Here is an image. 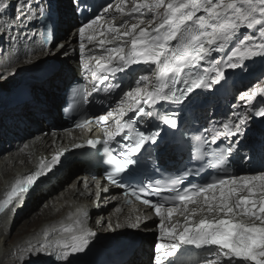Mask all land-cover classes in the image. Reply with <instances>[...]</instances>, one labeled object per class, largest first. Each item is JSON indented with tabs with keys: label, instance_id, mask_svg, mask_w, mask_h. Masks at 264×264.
<instances>
[{
	"label": "snow or ice",
	"instance_id": "1",
	"mask_svg": "<svg viewBox=\"0 0 264 264\" xmlns=\"http://www.w3.org/2000/svg\"><path fill=\"white\" fill-rule=\"evenodd\" d=\"M127 3L128 0H119L115 11L124 13ZM133 4L132 9L125 15L131 17L133 13H139L143 16L145 13L141 10H146L151 14L147 21L148 26L140 27L145 24L144 19L131 24L130 29L126 22H122L120 26L110 23L106 31L114 35L110 40H101V46L114 44L124 37L127 39H124L122 44L105 49L107 56H84L85 40L91 43L96 38L93 25H98L101 16L84 23L76 33L80 42L79 51L83 69L95 80L108 79L107 75L98 76V72L110 73L114 76L118 72H126L133 65L144 64L151 69V76L140 75L134 78L135 86L123 92V98L115 109L104 115L84 119L77 124V127L85 128L95 120L105 126V138L90 139L87 144L93 148L101 146L103 152L108 155L106 162L113 167L106 173V179L112 184L119 182L118 177L121 173L138 164L146 145L157 144L161 133L160 124L170 130L179 128V112H161L157 105L193 104L196 101L193 93L197 89H210L214 84H219L225 79V67L243 69L245 60L252 57L264 58V0H133ZM7 7L9 5L0 4V11H6ZM37 7L41 8L43 13L42 7L40 5ZM111 7L109 5V8ZM31 8L30 0H18L16 19L21 23L25 20L31 23L36 18ZM109 8H105L104 11L108 12ZM120 27L127 30L121 33ZM241 29H251L254 32L242 33ZM90 32L93 34H89ZM104 34L103 31L100 32V35ZM214 52L224 53L225 56L216 59L212 56ZM92 61H95L94 66L91 64ZM202 62H207L210 67L202 69ZM209 73L215 75L210 76ZM180 84L184 87H176ZM262 85L264 80L255 84L249 91L241 93L240 100L246 98L248 103H252L259 95L261 103H264ZM113 87L119 85H110L104 90L110 91ZM95 90L99 91V89ZM76 95L81 97L80 103L87 104L91 93L86 87H81L76 89ZM129 112H132L133 116L125 120L124 117ZM255 115L264 117V108H260ZM110 119L111 124H109ZM247 119V116H244L235 125L231 122L224 123L225 131L213 137L212 143H215L220 136H243L242 126L247 123ZM141 121H144L148 127H151L152 121L158 123L155 130H142L137 127ZM118 137L128 143L123 145L117 157L112 155L111 144L117 142ZM193 139L207 143L201 136H195ZM195 151L203 153V148H197ZM233 151L234 148L228 146L218 151L213 149L205 154L213 157L214 162L210 163L212 168L226 170ZM61 155L57 154L51 163L53 165L59 163ZM193 158H196L195 153ZM46 167L51 171V167L42 161L38 170L28 175L24 181L17 180L12 185L10 191L6 193V198L0 200V213L14 207L15 203L19 202L16 198L28 192L29 187L44 174L43 170ZM238 179L244 183L237 185ZM249 180L260 181V186L264 187V173H261L251 178L233 176L229 179H218L186 192H180L174 186H169L166 190L174 192L175 195L166 197L164 202L143 199L142 203L150 206L156 216L162 218L158 239L163 241V238H167V242H158L155 245L154 264H190L192 247L212 253L214 259L204 260L203 264H221V262L222 264H264V199L248 200L239 196L233 199L237 187L247 188ZM148 187L152 188V185ZM218 187L221 189L220 195L211 197V200L217 201L216 204H212L209 197H204V203L208 204L206 211L212 213L218 210L228 218L209 220L205 217L194 223V226H191L192 221L186 218L182 231H178L175 226H165L164 219H170L173 213L179 210V205H184L183 211H188L187 205L196 204L197 197ZM164 190L161 187L155 188L157 195ZM248 190L252 191L251 188ZM132 194L137 199H141L136 192ZM96 195L98 196L99 192ZM169 200L173 202L172 207L165 206ZM177 201L179 204L175 203ZM257 204L260 207L255 210ZM199 211L203 212L205 209L201 207ZM197 214L196 210L191 212V216ZM237 215L247 216L252 222L237 221ZM87 216L86 211L77 215L71 225L61 228L60 231L67 234L63 239L42 243L33 250V255L54 256L56 261L71 264L69 258L74 254L83 253L90 243V238L95 235L84 224ZM256 220L261 223L256 224ZM29 264L34 262L29 261Z\"/></svg>",
	"mask_w": 264,
	"mask_h": 264
},
{
	"label": "bare ground",
	"instance_id": "2",
	"mask_svg": "<svg viewBox=\"0 0 264 264\" xmlns=\"http://www.w3.org/2000/svg\"><path fill=\"white\" fill-rule=\"evenodd\" d=\"M57 4L56 10L59 16V34L58 39L62 38V42L64 43L63 47L59 48L60 50L67 49L68 52L67 55L69 59H61L58 60L57 63L54 64L53 67H56L57 69L51 71L53 72L52 75L47 74L48 69H43L35 74V65L31 66V63H36V58H40V62L37 63V68L41 66H45V62L42 59H45L46 57H50V55L57 53L58 51L54 48L50 49H37L34 52H31L27 54L26 56H21L19 61L13 63L14 67L10 70L8 75H6L7 72L5 70H1L0 68V80L1 84L12 81L11 76L14 74V71L20 70L22 66H28L31 67V70L28 73H31L30 78L31 80L24 81L19 86V89L22 87L28 86L27 84L32 85L33 79L35 81L37 80L36 84L38 86L37 89L39 91H32L31 95L27 98H23L22 100L18 102H12L8 103V101L11 99V95L7 96L6 98L0 96V101L4 103L3 109H0V153L2 151H5V147L3 143L5 144L12 142L10 148L12 149V152H10V156L8 160L2 159V162L0 164V199L4 196V188L6 184L12 180L16 179H25L28 175L35 172L40 168L41 162L43 161L46 165L48 164L47 161V155L49 156L50 152H55L56 148H59L63 144L66 143L67 135L65 131H59V132H51L50 125L46 122V117L53 118L55 120H58L60 116L57 114V110L59 105L63 103L65 100L64 97L61 96V92L64 89V87L76 76L75 70L73 68V63L79 58L81 55L79 51V39L76 35L78 27L74 24V17H75V5L71 4L68 0H53V3ZM0 4H6L3 2V0H0ZM6 10H12V7H17L18 2H7ZM54 5V4H53ZM55 6V5H54ZM134 6L132 0H128V4L125 6V12H113L110 11L105 15L107 25L104 26V28H107L109 24H113L114 26H117L118 24L124 22L125 20L128 28L130 29L131 24L138 23L139 19H144L145 24L140 25V27H146L148 19L145 18L146 16H150V13L145 12L143 16H140L139 13H133L131 17H128L125 15L126 12L130 11L132 7ZM142 11V10H141ZM2 11H0V29L2 27L9 26L11 22L7 21V18L5 19L2 16ZM114 18V19H113ZM73 29V30H72ZM121 30H127L124 27L120 28ZM72 30L70 34H68V31ZM90 34V33H89ZM109 37L112 38V35L114 34H108ZM96 38L91 42L88 43L87 39L85 40L86 44V50L85 52H88L89 50H93L95 47L94 43L97 41V39H101V35L95 36ZM67 38V39H66ZM3 39V37L0 36V42ZM259 42V40H257ZM1 46V44H0ZM109 47H113L112 45H109ZM48 53L50 55H48ZM221 53L214 52L212 56L215 58ZM101 55H104V53H101ZM60 57V56H59ZM218 59V58H216ZM226 59V57H225ZM50 61V60H49ZM22 64V65H18ZM256 64V67L249 77L250 80H246V78L242 77L239 79V81L242 83V85H246L250 83L252 80H256L257 78H264V58H254L251 60V62L248 63V67H251L252 65ZM22 67V69L24 68ZM247 65L243 69H239V71L245 73L248 70ZM22 69L20 71H22ZM226 73L228 76L232 75V72H235L236 69H227ZM19 71V72H20ZM4 74L6 76H4ZM11 75V76H10ZM25 77V75H24ZM27 78V77H26ZM229 77H225L223 81H221L218 84V88H220L224 85H226L227 82L230 84H236V81H233V79H229ZM6 80V81H4ZM14 83H19L17 79L14 80ZM222 83V84H221ZM14 85V84H13ZM12 86L11 84H8V87ZM4 88L3 90H5ZM41 88V89H40ZM10 89V88H9ZM0 89V91H3ZM208 89L204 90V94L200 95V98H208L209 103L211 106L213 105L214 101H217L218 104L221 102L225 104L231 102L232 95L236 94L235 92V86L233 88V94L227 98H221V97H210L209 94L206 92ZM249 91V90H248ZM247 92V91H245ZM199 99L195 101L194 106L197 105L199 102ZM261 102V99L259 100ZM247 103V104H246ZM244 103L246 106L239 107L235 104L228 105L227 109L230 110V112H233L234 110H237L240 112L242 116H245L246 113L252 114V105L248 102ZM1 107V106H0ZM210 107L208 106L206 111L200 110V112L204 113L207 112ZM222 115L224 113L223 108L220 110ZM229 111H227L228 113ZM38 114V115H37ZM232 114V113H231ZM48 115V116H46ZM254 126H256L254 124ZM5 127V128H4ZM49 129L50 131L47 134H44V130ZM11 138V139H9ZM17 142H19V145H17ZM38 157H41V160L38 161ZM81 165L76 163L73 165H70L63 169H55L52 172H49L48 174L44 173V175L40 178V180L36 183L35 188L33 191H31L25 198V203L23 206L18 207L16 212L19 217L23 216L25 213L28 214L30 211L34 210L31 214L33 216V220H30L29 218L26 219L23 226H26L25 228H21L23 232L19 235H15L10 241L11 243L10 248L7 250L9 254V257L11 256L12 261L7 262L5 258L7 257L6 252L3 251L2 247H0V263L1 264H29V261L32 262H42L46 263L49 261L50 258H52L51 264H57V263H63L55 260L54 256L44 255L43 257L35 256L33 255V250L35 248H38L42 243L48 242L49 240L55 241L57 239H63L65 233H62L60 230L64 226H68L64 223V215L67 214L69 217L72 215L74 209L77 208L79 204H81V211H86L88 214L87 218L84 219L85 226L89 224V226L93 229H97V231H101V235L110 234L109 233V225L111 226H119L118 228L113 229L112 232L120 231L122 228L129 229V226L126 224L127 216L126 211H122L119 213V209L121 208V204L119 201L112 200L111 203H109L107 206H104L102 204L100 206L99 210H89V205H94L93 199H90L89 197H84L83 195V188L86 182L81 177H75L76 170L80 169ZM261 173H255L253 175H247L244 177L251 178L255 176H259ZM2 175H4V178H2ZM75 177L73 179V183L71 185H67L65 189H63V185H65L66 181L69 180L71 177ZM98 179H101L102 176ZM72 182V181H71ZM244 181L237 180V185L243 184ZM231 186V185H230ZM62 187V188H61ZM61 188L60 191L61 194H55V191ZM248 188H251L252 191H249ZM11 189V188H10ZM8 189V191H10ZM221 189L218 188L216 191H213L210 193L209 198L210 202L212 204H216L217 201L211 200V197L216 196L218 197L220 195ZM112 195L117 196V191H112ZM236 196H239L240 198H246L248 200H257L264 199V187L260 186V181H248V187L241 189L240 187H237V192L234 194L233 199L236 198ZM103 199V198H102ZM102 201V200H101ZM105 201V199H104ZM199 204H201L205 211L208 207V204L204 203V197L197 200ZM38 203H43L41 206L36 207ZM247 207H252V205H247ZM260 207L259 204L255 205V210H258ZM55 211H57V214H55ZM183 211V208H182ZM81 212V213H82ZM16 214V215H17ZM91 220L89 219V216H93ZM102 215L105 216V219L103 220L102 225L98 224L96 222L97 218L102 217ZM16 217L15 222L19 217ZM200 217V215H198ZM197 216V217H198ZM69 217L67 218L69 220ZM83 219V217H81ZM221 218V217H218ZM228 218V217H224ZM249 218V217H248ZM7 219V222L5 220ZM199 218L198 220H200ZM215 219V218H210ZM237 221H239L236 218ZM11 219L7 214L2 215L0 217V225L2 226L0 229V233H2L3 236H5V240L7 241V238L9 237V228L11 229L14 225L11 227ZM179 221V220H178ZM178 221H168L165 220L166 227H172L175 226L177 229L181 224L185 223L184 218L181 220L180 223ZM245 222V221H242ZM252 220L249 218V220L245 223H251ZM256 224H260L261 222L259 220L255 221ZM15 224V223H13ZM156 224V220L154 222H151L148 224L149 227H154ZM33 225V226H32ZM71 225V224H70ZM28 227H31L28 231ZM121 228V229H119ZM138 230L137 227H134ZM144 228V227H142ZM106 231V232H103ZM131 231V230H129ZM148 231V230H146ZM132 232V231H131ZM133 233V232H132ZM96 235V234H95ZM94 235V236H95ZM101 237V236H100ZM105 237V235H104ZM155 234H149L144 231H139V235L136 236L135 240L130 247H132V255L129 257L128 260L122 261V262H112L111 264H147V257L151 254V251H149L148 243L154 239ZM93 238V237H92ZM91 238V240H93ZM102 239V237H101ZM116 242L112 238H110L107 242ZM8 244V242H5ZM5 244V245H7ZM90 241L87 249L83 253L74 254L71 258H74L78 261V264H93V261H96V258H101L102 253L100 252V245L101 242L99 240H96L94 242ZM4 247V246H3ZM97 249V250H96ZM5 250V249H4ZM4 252V254H2ZM10 259V258H9Z\"/></svg>",
	"mask_w": 264,
	"mask_h": 264
},
{
	"label": "rangeland",
	"instance_id": "3",
	"mask_svg": "<svg viewBox=\"0 0 264 264\" xmlns=\"http://www.w3.org/2000/svg\"><path fill=\"white\" fill-rule=\"evenodd\" d=\"M69 2H70V5L71 4H73V1L72 0H68ZM133 1V0H132ZM149 17L150 16H146L145 18H147V19H149ZM125 22H126V20H125ZM121 31V33H123L125 30H120ZM241 32L242 33H247V34H253V32H254V30H251V29H241ZM257 36H258V34H257ZM62 38L60 39H58L57 40V42L55 43V50H57L58 51V54L57 53H55V54H52L50 57H46V59L44 60V62H48L49 60H51V59H55V60H59L60 61V58L61 59H69L68 58V55H67V49H63V50H60L59 49V47H60V45H61V43H63L62 41ZM258 43V42H257ZM52 49H53V47H52ZM59 51H61L60 53H59ZM60 56V57H59ZM222 56H225V54L224 53H221L220 54V57H222ZM219 57V58H220ZM255 57H252V58H250V59H247V60H245L244 61V65H247V67H248V63L249 62H251V60L252 59H254ZM256 58H259V57H256ZM22 67H24V66H22ZM22 67H20L21 69H22ZM255 67H256V64H254V65H252L251 67H248V70L245 72V73H243V72H241V71H239V69H241V68H237V70H236V73H237V75L235 74L234 75V77L235 76H237V77H240L241 78V76L242 77H244V78H246V80H250L249 78H251V77H249V75L251 74V72H253L254 71V69H255ZM226 68V70L227 69H229V68H227V67H225ZM20 69V70H21ZM20 70H16V71H14V74H12L13 76H11V79L13 80V81H11L12 82V85L14 84V80L15 79H17L19 82H21L22 83V81L24 82V81H27V80H31V78H30V75H31V73H28L27 75L25 74V73H23V72H25L26 70L27 71H30L31 70V67L29 68H27L26 66L22 69V71H20ZM20 71V72H19ZM10 72V70L6 73V75H8V73ZM233 74V73H232ZM5 74H4V76H6ZM24 75H25V77H24ZM27 77V78H26ZM262 80H264V78H262V76H260V78H257L256 80H252L250 83H248V84H246V85H242V83L239 81V80H237L236 81V84H235V92H236V94H233L232 95V102H229V106L230 105H232L233 106V104H235V105H240L241 107H244V106H246L247 107V105H245L244 103H246L247 102V99L245 98V100H240V95H241V93H243V92H245V91H248V90H250L252 87H254L255 86V84H257V83H260ZM4 81H6V80H4ZM36 82H37V80L35 81V79H33V81H32V84L34 85V89H33V91H39V89H37L38 88V86H37V84H36ZM2 82H1V80H0V89H4V88H6L7 86H8V84L10 83H3V84H1ZM21 84H19L18 83V85H17V87H16V89H19V86H20ZM262 86H264V85H262ZM41 89V88H40ZM253 102V101H252ZM247 104V103H246ZM3 105H4V103L3 102H1L0 101V109H3ZM239 106V107H240ZM227 110H229V109H227ZM38 115V114H37ZM59 116V115H58ZM60 119H61V117H60ZM5 128V127H4ZM45 132H49V130L48 129H46V130H44ZM47 132V133H48ZM9 139H11V138H9ZM10 144H12V142H9V143H7V144H5V142L3 143V145L5 146L6 145V147H5V151H2L1 153H0V164H1V162H2V159H5V160H8L9 159V154H10V152H12V149L10 148ZM76 176V175H75ZM251 176V175H250ZM2 178H4V175H2ZM75 177L73 176V177H71L69 180H67L66 181V183H65V185H63V189H65L66 188V186L67 185H71L72 183H73V179H74ZM72 181V182H71ZM67 184V185H66ZM0 185H1V183H0ZM62 188V187H61ZM61 188H58L56 191H55V193H54V195L57 193V194H61ZM43 203H38L37 205H36V207L35 208H37V207H39V206H41ZM199 209L200 208H197L196 209V211H197V215H195V216H191V213H189V214H187L186 215V218L187 217H190V218H197V216L198 215H200V216H210L209 218H211L212 216H216L218 213H221V212H219L218 210H216V211H213L212 213H209V212H207V211H203V212H201V211H199ZM33 211H35V209L34 210H32V211H30V213H28V214H24L23 216H21V217H19L18 216V214L16 215V217L18 216L19 218L17 219V221L15 222V219H16V217H15V219H14V221L12 222V221H10L11 222V225H9L10 227L12 226V225H14L11 229L9 228V231H11L9 234V237L7 238V241L5 240V236H3L2 235V233H0V247H2V249H3V251H5L6 252V255H7V253H8V249L10 248V243H11V239L15 236V235H19V234H21V232H23L22 230H21V228H25L26 229V226H23V224L25 223V221H26V219H30V220H33V216H31V215H29V214H31ZM239 211V210H238ZM57 214V211H55V214L54 215H56ZM223 214V213H222ZM236 218L239 220V221H245V222H247L248 220H249V218L247 217V216H244V215H237L236 216ZM257 221V220H256ZM5 222H7V219L5 220ZM13 223H15V224H13ZM33 226V225H32ZM1 225H0V229H1ZM30 228L31 227H28V231L30 230ZM96 231H97V229H96ZM133 233H132V232ZM131 231H129V230H122V231H117V232H114V233H110V234H103V235H101V231H97L95 234V236H92L91 238L93 239V240H90V241H93V245L92 246H94V242L96 241V240H99L100 242H101V245H100V247L99 248H104V246H106L109 242H107L110 238H114V237H116L117 235H122V234H128V235H138L137 234V232H135L134 230H131ZM104 235H105V237H104ZM102 237V239H101V237ZM5 242H8V244L7 243H5ZM5 244H7V245H5ZM4 246V247H3ZM5 249V250H4ZM97 250V249H96ZM2 254H4V252L2 253ZM43 255V254H42ZM10 258V259H9ZM5 260H7V262H11L12 261V258H11V256L9 257V254L7 255V257L5 258ZM98 260H103V259H98ZM51 261L52 260H49L47 263H45V264H51ZM1 264V263H0ZM34 264H36V263H34ZM38 264H41V262L40 263H38ZM52 264H54V263H52ZM57 264H61V263H57ZM62 264H66V262H63Z\"/></svg>",
	"mask_w": 264,
	"mask_h": 264
},
{
	"label": "water",
	"instance_id": "4",
	"mask_svg": "<svg viewBox=\"0 0 264 264\" xmlns=\"http://www.w3.org/2000/svg\"><path fill=\"white\" fill-rule=\"evenodd\" d=\"M23 82V81H22ZM18 84V83H17ZM16 84V85H17ZM19 84H22L21 82H19ZM13 86H10V87H8V88H6L5 90H8L9 88H12Z\"/></svg>",
	"mask_w": 264,
	"mask_h": 264
},
{
	"label": "trees",
	"instance_id": "5",
	"mask_svg": "<svg viewBox=\"0 0 264 264\" xmlns=\"http://www.w3.org/2000/svg\"><path fill=\"white\" fill-rule=\"evenodd\" d=\"M13 81V80H12ZM10 81H8V82H5V83H9ZM9 84H11V82L9 83ZM117 240V239H116ZM117 242V241H116Z\"/></svg>",
	"mask_w": 264,
	"mask_h": 264
}]
</instances>
